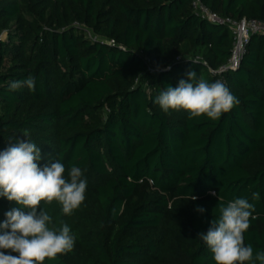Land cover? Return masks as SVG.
Returning a JSON list of instances; mask_svg holds the SVG:
<instances>
[{
  "label": "trees",
  "instance_id": "trees-1",
  "mask_svg": "<svg viewBox=\"0 0 264 264\" xmlns=\"http://www.w3.org/2000/svg\"><path fill=\"white\" fill-rule=\"evenodd\" d=\"M200 1L264 23V0ZM234 42L193 0H0V151L29 140L41 167L58 160L87 181L70 216L41 202L50 227L76 237L44 264H216L198 234L236 198L255 207L245 244L264 251V36H251L237 71L214 75ZM190 69L239 103L218 120L165 113L156 97ZM29 75L35 91L9 89ZM16 207L0 197V222Z\"/></svg>",
  "mask_w": 264,
  "mask_h": 264
},
{
  "label": "clouds",
  "instance_id": "clouds-1",
  "mask_svg": "<svg viewBox=\"0 0 264 264\" xmlns=\"http://www.w3.org/2000/svg\"><path fill=\"white\" fill-rule=\"evenodd\" d=\"M186 77L156 97L155 103L165 113L183 110L189 119L206 116L218 120L239 103L220 80L212 83L197 80V73L191 69ZM8 87L35 91L36 78L29 75L23 81L13 80ZM41 159L40 147L29 140H20L0 151V197L19 205L5 212L6 219L0 222V264H44L46 259L66 255L74 248L76 237L71 228L67 224L59 230L50 227L52 216L40 205L42 201L49 205L57 201L65 215H72L85 200L87 181L82 179L79 167L73 166L66 178L63 163L57 160L41 167ZM252 198L257 200L260 194L254 192ZM254 210V204L247 198H236L226 206L221 204L219 219L211 221L206 233L198 234L211 250L216 264H245L253 260L264 264V251L254 255L253 247L244 242ZM197 211L203 213L205 209L198 207Z\"/></svg>",
  "mask_w": 264,
  "mask_h": 264
},
{
  "label": "built area",
  "instance_id": "built-area-1",
  "mask_svg": "<svg viewBox=\"0 0 264 264\" xmlns=\"http://www.w3.org/2000/svg\"><path fill=\"white\" fill-rule=\"evenodd\" d=\"M193 8L196 15L201 17L203 20H206L216 26L227 27L232 32L234 37V49L228 65L223 67L220 72L214 73V75L237 71L246 53V48L249 44L251 36H264V23L247 19H243L241 21L222 19L207 8L200 0H193ZM89 38L96 41L90 33ZM109 45L112 46V44Z\"/></svg>",
  "mask_w": 264,
  "mask_h": 264
},
{
  "label": "rangeland",
  "instance_id": "rangeland-1",
  "mask_svg": "<svg viewBox=\"0 0 264 264\" xmlns=\"http://www.w3.org/2000/svg\"><path fill=\"white\" fill-rule=\"evenodd\" d=\"M1 38H2L3 40H6V39H7V34L2 35Z\"/></svg>",
  "mask_w": 264,
  "mask_h": 264
}]
</instances>
